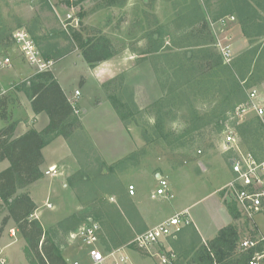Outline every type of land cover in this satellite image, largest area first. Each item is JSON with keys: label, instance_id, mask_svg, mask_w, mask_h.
<instances>
[{"label": "rangeland", "instance_id": "obj_1", "mask_svg": "<svg viewBox=\"0 0 264 264\" xmlns=\"http://www.w3.org/2000/svg\"><path fill=\"white\" fill-rule=\"evenodd\" d=\"M219 1L0 0V63L5 57L10 59L8 65L0 64V97H6L9 115L5 124L18 126L22 120L35 116L26 111L14 91L40 71L22 59L13 42L16 29L27 30L42 57L51 61L49 69L41 72H51L72 107L70 132L54 135L40 149L42 177L17 190L33 195L40 223L59 248L68 245L70 231L91 217L101 224L100 245L104 251L120 245L137 250L132 244L134 229L127 226L119 197H129L127 187L132 184L144 193L147 203L159 204L149 196L156 188L157 173L171 183L174 197L164 200L168 207L177 200L185 203L209 194L216 184L220 192L221 184L231 173L227 160L232 153L222 147V137L214 122L223 110L225 117L230 116L238 104L245 103L247 92L258 91L264 81L256 82L264 77V55L260 52L264 48V34H259L264 31V20H255L246 30L247 35L238 20L225 27L218 25V18L236 16V12L218 15ZM249 1L264 18V0ZM194 13L209 23L213 37L209 47L214 50L216 37L227 34L232 61L241 60L243 55L254 60L245 74L246 81L241 82L243 100L232 106L222 107L209 92L185 88L183 95L179 93L182 89L177 87L174 66L181 53L190 49L185 46L195 41L182 37ZM151 31L155 32L153 40L161 39L163 43L159 57L143 53L147 48L145 36ZM102 34L120 52L105 63L89 67L80 45L86 38ZM251 49H256L254 56L249 53ZM113 77V96L125 105L124 119L113 109L102 85L110 88L107 84ZM191 107L197 116L214 121L183 135V121L189 117ZM253 116L251 112L246 114L236 129L242 148L263 158L264 130ZM158 117L163 121L160 129L155 124L161 121H157ZM8 165V159L0 161V170ZM47 202L52 209L45 206ZM260 214L255 217V228L258 230V223L264 230V212ZM5 215L0 200V227ZM11 227L16 239L13 236V246L2 250L7 264H28L23 254L25 242L13 222L4 226L5 233L10 234ZM65 254L66 259L74 256ZM260 264H264V259Z\"/></svg>", "mask_w": 264, "mask_h": 264}, {"label": "trees", "instance_id": "obj_2", "mask_svg": "<svg viewBox=\"0 0 264 264\" xmlns=\"http://www.w3.org/2000/svg\"><path fill=\"white\" fill-rule=\"evenodd\" d=\"M219 3L221 13L218 15L236 12L237 20L244 35H247L246 30L255 24V20H264L263 16L258 13V7L249 0H220ZM261 10L264 12V6ZM191 17L192 20L183 31L182 37L195 41L193 44L185 46L190 49L181 53L174 66L177 87L182 89L179 93L183 95L185 88L209 92L214 98L219 99L218 104L222 107L242 101L244 85L241 82L246 81L245 74L253 58L249 59L243 55L241 60L237 58L233 61L231 59L230 64L223 63L214 45L212 44L214 50L207 45L213 40V37L205 17L197 13ZM154 34V31L146 34L147 48L143 53H153L154 56L156 55L155 57H159V54H163L161 51L163 43L161 39L154 41ZM259 34H264V31ZM80 46L81 55L89 67H94L115 57L120 52L115 49L111 39L103 34L86 38ZM260 52L264 55V48ZM249 53L254 56L256 49H251ZM44 56L48 58L47 55ZM263 80L264 77L259 78L256 82ZM115 81L116 77L108 81L107 85L110 88H107L104 83L102 85L113 109L120 118L124 119L126 117L125 105L113 96L115 88L112 85ZM28 84L30 86L27 90H23V87ZM17 90L22 91L27 96L35 114L45 112L49 121L41 131L29 129L19 136L14 134L16 126L13 123H8L0 129V161L4 159L9 161V165L0 170V200L6 210L0 229L8 220L13 221L17 232L25 242L23 254L28 264H68L62 256L60 248L43 229L38 218L31 216L37 208L35 202L28 193H17V190L42 177L40 167L43 163V154L40 149L47 145L54 135L61 133L65 135L70 132L73 126L72 107L58 84L53 81L51 72L36 73L21 86H17ZM223 112L218 113L221 116L216 118L214 122L218 134L223 129L226 119ZM188 113L189 117L183 121L185 124L181 133L183 135L203 129L214 121L213 118L204 120L197 116L193 107L188 109ZM253 117L254 121L260 125L257 118ZM0 119L9 121L6 97H0ZM160 120L158 117L157 121ZM162 123V120L156 122V127L162 128ZM229 210L233 218L238 216L232 206L229 207ZM243 228L244 226L239 227L233 223L221 228L215 238L196 250L193 264H248V260L255 249L238 250ZM262 249L260 245L257 247V250Z\"/></svg>", "mask_w": 264, "mask_h": 264}, {"label": "built area", "instance_id": "obj_3", "mask_svg": "<svg viewBox=\"0 0 264 264\" xmlns=\"http://www.w3.org/2000/svg\"><path fill=\"white\" fill-rule=\"evenodd\" d=\"M70 17V15H68ZM237 18L233 15H226L218 18L216 23L226 26L229 22H236ZM209 24V23H208ZM222 28L223 30L225 28ZM13 42L20 52L24 61L35 69L46 71L51 65L50 60L42 57L41 52L36 46L33 38L27 30L20 28L13 33ZM217 52L220 54L224 63L232 59V49L230 37L224 34L217 36L213 43ZM10 59L5 57L1 60V65L6 66ZM79 92L76 91V94ZM253 114L264 130V98L256 90L250 89L247 92L245 103L241 102L230 116H226L223 129L219 133L222 137V147L225 151H231L232 155L228 158L231 178L224 184L220 192L227 202H231L238 213V226L243 228L242 235L238 243L239 251L255 249L248 260V264H260L264 259V235L255 228V217L264 212V157H258L254 152L244 150L241 146V138L236 129L239 121L242 123L246 114ZM200 152V150H198ZM156 188L152 190V199H172L174 194L171 191L168 178L157 173ZM127 193L134 195L135 186L130 184ZM112 200V197L110 198ZM47 208L52 209V205L47 202ZM36 217V213L31 215ZM192 223L188 209L179 211L166 220L137 233L132 238V244L141 252L154 254L153 249L163 240L175 239L182 228ZM101 224L98 220L88 217L84 224L79 225L68 233V245L83 247V255H79L67 261L68 264H131L128 249L124 245L113 247L104 251L100 245ZM11 235H14L11 229ZM262 250H257L258 246ZM161 264H174L176 255L171 250L168 254H157ZM0 264H7L4 255L0 256Z\"/></svg>", "mask_w": 264, "mask_h": 264}, {"label": "crops", "instance_id": "obj_4", "mask_svg": "<svg viewBox=\"0 0 264 264\" xmlns=\"http://www.w3.org/2000/svg\"><path fill=\"white\" fill-rule=\"evenodd\" d=\"M108 60L101 62V64L107 62ZM14 91L17 94V96L20 98L22 104L26 107L27 109L26 111L28 113L33 112L30 106V101L27 98V96L22 91L17 90V87L14 89ZM258 92L264 98V81L262 82ZM48 121L49 119L45 112L35 114V116L31 117L30 119L22 120L19 123V125L16 126L14 134L15 136H19L29 129H35L37 131H41L47 125ZM5 123L6 121L0 119V129H2L3 127H5V125H7ZM227 165L229 167L228 160H227ZM231 176L232 173H230L229 178H227L225 182H223V185L228 182ZM218 179L219 178H217L216 180ZM223 185L221 184V186ZM218 187L219 185L217 186L216 184L213 190L209 194L203 195L200 198H197L196 200H192L185 203H182L181 201L177 200L170 207L164 204V200L166 199H158V198L154 199L159 201V204L147 203L144 197V193L138 191L137 187H135L134 195L131 196L128 194L129 197L127 198L124 196L119 197V204H121V206L123 205L124 208L123 210L127 215L125 216L127 226L129 228L134 229L133 231L134 235L143 232L147 228H150L166 220L173 214L182 211L184 209H188L192 218V223L190 225L183 227L177 238L175 239L168 238L160 242L153 249L154 254H148L144 252L141 253L138 252L137 250H128V255L131 264H161L157 254H161V252L165 250L166 251L171 250L175 252L176 255L175 264H193L192 261L194 258V254L200 246L206 245L210 240L215 238L218 231L224 226L230 223L238 225V220H237L238 216L233 218L229 210V207L232 206L234 212H236L234 205L231 202H227L224 200L222 193L218 191ZM170 188H171V183H170ZM133 196L134 199L130 198ZM30 197L36 204V200L34 199L33 195H30ZM36 209L38 210V208ZM37 210H35L34 213H36L38 220H40L39 215L36 212ZM259 216H261V214H258L256 217ZM9 222H13V221L10 219L7 221V223ZM257 225L259 227L258 232L261 234L264 233V230L261 229L260 225L258 223ZM4 226L0 229V256L3 255L2 253L3 249L10 248L11 246H13L14 243V241H12L13 239L12 237L14 235L12 236L11 232L10 234L9 232L5 233ZM11 229L14 228L11 227L10 230ZM14 238L16 239V235L14 236ZM20 238L22 237L20 236ZM187 246H189V250H187ZM60 251L64 259L68 261L69 259H66L65 252L72 253L74 255L73 256L74 258L79 255H83L84 249L83 247L81 246L78 247L77 245L76 246L67 245L62 249L60 248Z\"/></svg>", "mask_w": 264, "mask_h": 264}, {"label": "bare ground", "instance_id": "obj_5", "mask_svg": "<svg viewBox=\"0 0 264 264\" xmlns=\"http://www.w3.org/2000/svg\"><path fill=\"white\" fill-rule=\"evenodd\" d=\"M37 73H39V72H37ZM51 169H54V168L52 167Z\"/></svg>", "mask_w": 264, "mask_h": 264}]
</instances>
